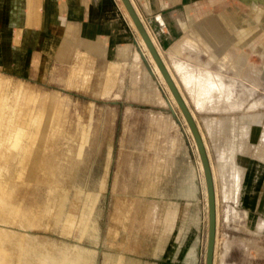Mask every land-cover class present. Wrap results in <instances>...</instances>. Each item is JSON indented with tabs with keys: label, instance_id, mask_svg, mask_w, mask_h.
Listing matches in <instances>:
<instances>
[{
	"label": "rangeland",
	"instance_id": "obj_1",
	"mask_svg": "<svg viewBox=\"0 0 264 264\" xmlns=\"http://www.w3.org/2000/svg\"><path fill=\"white\" fill-rule=\"evenodd\" d=\"M133 37L130 30L128 44L136 50ZM190 42L191 51L172 58L161 52L217 171L214 264H264V63L253 55L250 68L235 61L231 65L234 55L224 59L218 49ZM137 52L126 62L115 61V70L106 63L78 65L90 62L77 60L48 71L42 66L31 77L0 70V104L7 98L5 111H16L15 119H21L22 111L52 107L54 99L52 108L59 111L45 143L35 144L29 137L21 141L25 152L42 144L47 164L35 178H28L23 151L11 146L14 132L3 131L0 196L8 211L0 210L1 264H118V258L135 254L159 262L164 253L186 245L195 264L204 263L208 211L196 153L166 90ZM55 54L68 64L69 52ZM173 63L192 78L190 87L212 90L205 110H196ZM107 75L113 82H105ZM73 78L80 88L68 86ZM147 87L154 88L150 92ZM13 104L15 110L10 109ZM29 128L27 132L39 134L36 127L25 126ZM242 147L245 155L239 154ZM236 178L242 186L237 187Z\"/></svg>",
	"mask_w": 264,
	"mask_h": 264
},
{
	"label": "crops",
	"instance_id": "obj_2",
	"mask_svg": "<svg viewBox=\"0 0 264 264\" xmlns=\"http://www.w3.org/2000/svg\"><path fill=\"white\" fill-rule=\"evenodd\" d=\"M129 1L184 101L186 98L163 50L172 58L179 52L191 51L190 40H199L221 51L229 60L234 55L231 65L235 61L237 65L245 63L252 67L249 60L253 55L264 63V0ZM130 30L134 35L131 42L139 50L136 32L117 0H0V70L31 77L38 76L42 66L48 71L53 66H71L73 60L90 62L77 63L86 67H100L104 63L107 66L109 62L121 61L117 54L119 47H128V57L135 54L137 49L132 50L128 44ZM46 48L53 53H46ZM62 51L70 53L68 64L61 63L55 54ZM173 68L181 75L184 88L187 85L185 90L191 102L200 104L202 109L192 102L196 110H205L212 90L190 87L192 78L182 65L173 63ZM219 96L225 98L220 91ZM185 103L188 107L187 100ZM207 123L204 120L209 130ZM232 156L234 159V153ZM150 221L144 222L151 228ZM117 260L118 264L121 260L123 264H195L196 259L186 245L182 251L164 253L159 262L157 258L152 260L138 254Z\"/></svg>",
	"mask_w": 264,
	"mask_h": 264
},
{
	"label": "bare ground",
	"instance_id": "obj_3",
	"mask_svg": "<svg viewBox=\"0 0 264 264\" xmlns=\"http://www.w3.org/2000/svg\"><path fill=\"white\" fill-rule=\"evenodd\" d=\"M118 1V3H119V5H120V7H121V9H122V11H123V13L125 14V16H126V18H127V20H128V23H130V25L132 26V28L135 30V32H136V41H137V45L139 46V52H140V55H142V56H145L146 58H147V60H148V62H149V64L151 65V68H152V71H151V74H153V75H156L157 76V78L159 79V82L162 84V86H163V88L166 90V92H167V94H168V97H169V99H170V102H171V104H172V106L175 108V110L178 112V114H179V116L181 117V120L183 121V124H185V126H186V131H187V133H188V135L190 136V138H191V141H192V144H193V147H194V151H195V153H196V157H197V164H198V173H199V178H200V180L202 181V186H203V191H204V195H203V197L205 196V202H204V206H206V209H207V211H208V199H207V191H206V183H205V177H204V172H203V167H202V163H201V160H200V156H199V153H198V150H197V147H196V144H195V141H194V138H193V136H192V133H191V131H190V129H189V127H188V125H187V123H186V121H185V118L183 117V115H182V113H181V111H180V109H179V107H178V105H177V103H176V101H175V99H174V97H173V95H172V93H171V91H170V89H169V87H168V85L166 84V82H165V80H164V78H163V76H162V74H161V72H160V70L158 69V67H157V65H156V63L154 62V60H153V58L151 57V55H150V52H149V50H148V48L146 47V44L144 43V41H143V39H142V37L140 36V34L138 33V31H137V29H136V27H135V25H134V23H133V21H132V19L130 18V16H129V14H128V12L126 11V9H125V7H124V5L122 4V2H121V0H117ZM140 20V19H139ZM145 30V29H144ZM134 32V33H135ZM146 32V31H145ZM147 34V33H146ZM4 35V34H3ZM148 36V35H147ZM149 38V37H148ZM150 40V39H149ZM50 43V42H49ZM48 43V44H49ZM52 46H54V45H52ZM48 47V46H47ZM54 47H56V46H54ZM54 47H52L51 49H53ZM63 47V46H62ZM49 50V48L47 49H45V51H46V53H51L53 50H50V51H48ZM58 51V50H57ZM97 51V50H96ZM129 50H128V47L127 46H125V47H119L118 48V50H117V54L119 55V58H120V60H121V62H126V59H127V57H128V54H129ZM137 50L135 51V54H134V57L135 56H137ZM53 53V52H52ZM7 55V54H6ZM15 55V54H14ZM16 56V55H15ZM60 56H61V54H60ZM61 58V57H60ZM161 58V57H160ZM226 58H228V56H226ZM224 59H225V57H224ZM5 63V62H4ZM220 63V62H219ZM118 64L119 63H117V62H109L108 64H107V68H110V70L111 69H113V70H115L114 68L115 67H118ZM164 64V63H163ZM79 65V64H78ZM77 65V66H78ZM226 65V64H225ZM119 67H120V65H119ZM248 68H250L249 67V65L247 66ZM224 68V67H223ZM225 68H226V66H225ZM224 68V69H225ZM106 69V68H105ZM166 69V68H165ZM108 71L109 73H111V71ZM112 70V71H113ZM117 70V69H116ZM106 71V72H107ZM166 71H168V70H166ZM107 72V73H108ZM150 72V71H149ZM108 73V74H109ZM116 73H117V71H116ZM113 74H115V72L113 73ZM147 76H148V74H146ZM169 75V74H168ZM115 76V75H114ZM170 76V75H169ZM107 77H108V75H107ZM112 77V76H111ZM109 78V77H108ZM150 78V77H149ZM171 78V77H170ZM75 78H73V80H68V86L69 87H74V88H80V84L78 83L79 81H78V79H75ZM108 81H106L105 80V82H109L110 80V82H113L112 80L113 79H111V78H109V79H107ZM144 81H146L148 84H151L150 83V81L149 80H146V78H144L143 79ZM171 80H172V78H171ZM105 82L103 83L104 85H106V84H109V83H106L105 84ZM172 82H173V80H172ZM174 83V82H173ZM103 85V86H104ZM175 85V84H174ZM65 86H67V84L65 85ZM67 86V87H68ZM105 87V86H104ZM175 87H176V85H175ZM107 87H105V89H106ZM154 88V87H153ZM153 88H151V89H149V87H147L146 89H149V91L151 92L152 90H153ZM104 89V88H103ZM104 89V90H105ZM176 89H177V87H176ZM178 90V89H177ZM27 92V91H26ZM179 92V91H178ZM149 94H151L152 95V93H149ZM154 95V94H153ZM180 96H181V94H180ZM31 96H28V98L27 99H29ZM182 98V97H181ZM247 99V98H246ZM30 100H31V98H30ZM183 100V99H182ZM24 101H28V100H25L24 99ZM186 101V100H185ZM185 101L183 100V102H184V104L185 105H187L186 103H185ZM29 102H31V101H29ZM192 102H194L195 103V101H192ZM54 103H55V99H54V102H53V106L52 107H54ZM169 103V102H168ZM198 103V102H197ZM27 104V105H26ZM30 104V103H29ZM170 104V103H169ZM255 104V103H254ZM16 104H13L12 106H10V109H12V110H15L14 108L16 107L15 106ZM195 105H196V103H195ZM27 106H29L28 105V102H26L25 103V107H27ZM196 106H198V104L196 105ZM202 106V105H201ZM52 107H50V108H45V107H38V108H36L35 109V111H33V110H27V111H22V117H21V119H15L14 117L15 116H17L18 115V113H15V112H7V111H5L6 109H9L8 108V101H7V98H5V100L0 104V139L2 138V137H6L5 135H3V131L4 130H6V131H8V132H14V134H12V135H9V139H11V146L12 147H14V148H16L15 150H17V149H19L21 152L23 151V153L21 154V160L22 161H25V162H27L26 164H28L27 165V167H28V172H29V176H28V178L29 179H31V178H35V174H36V172H37V170L41 167L42 169L44 168V165H46L47 164V160H42V158H41V149H40V146L42 147V144L39 146V149L38 148H35L34 150L33 149H31V150H29V151H27V152H25L26 150H27V148H26V145L25 144H23L21 141H22V139H23V137H29L31 140H33V142H35V144L37 143V141H39L40 143H42V142H46V140H47V132H48V130H49V126L51 125V121H52V118H59V111H58V109H55V108H52ZM187 107V106H186ZM199 108L198 109H202V108H200V104H199V106H198ZM251 107H253L252 105H251ZM249 108H250V105H249ZM252 109V108H251ZM24 110V109H23ZM189 110V109H188ZM18 111V110H17ZM190 112V111H189ZM192 113V112H191ZM191 113H190V115H191ZM17 114V115H16ZM20 116V115H19ZM192 116V118L193 119H195L194 118V115H191ZM62 121V120H61ZM195 122V121H194ZM63 123V122H62ZM65 123H66V121H65ZM196 124V123H195ZM25 126H34V127H36L35 128V130L36 131H39V134H33V133H29V132H27V131H30L31 129L29 128V130H25ZM61 127H63V125L61 126ZM196 127H197V129H198V126H197V124H196ZM200 128V127H199ZM34 129V128H33ZM60 129V128H59ZM62 130H63V128H62ZM78 130V129H77ZM79 131H80V129H79ZM55 132V131H54ZM198 132H199V130H198ZM38 133V132H37ZM59 133H61V132H59ZM59 133H58V135H59ZM199 134H200V137H201V140H202V143H203V146H204V149H205V152H206V156H207V158H208V163H209V167H210V172H211V178H212V185H213V192H214V207H215V239H214V251H215V247H216V242H217V232H216V225H217V213H216V179H217V176H216V172L217 171H215V168H214V166H213V164H212V162H211V160H210V155H209V151H208V148H207V146H206V142H205V138L203 137V135L199 132ZM7 135V134H6ZM86 135V134H85ZM86 136H88V135H86ZM82 139H84L85 140V138H87V137H85V138H83V137H81ZM8 139V138H7ZM10 141V140H9ZM86 141H87V139H86ZM30 143L32 142V141H29ZM32 142V143H33ZM43 143V144H44ZM32 145V144H31ZM10 146V147H11ZM37 146V145H36ZM11 147V148H12ZM245 147V146H244ZM244 147H242L243 148V150L241 149V153H242V155H245L246 153H247V149L245 150V148ZM43 148V147H42ZM247 148V147H246ZM6 149V148H5ZM3 150V149H2ZM33 150V151H32ZM1 151V150H0ZM6 151V150H5ZM10 151H13L12 149L10 150ZM9 152V151H8ZM2 153V152H1ZM11 153V152H10ZM6 154V153H5ZM12 154H13V152H12ZM7 157V156H6ZM10 157V156H9ZM8 158V157H7ZM7 161V160H6ZM217 161L218 162H221L222 161V159H221V157L218 155L217 156ZM4 164V163H3ZM3 164H2V166H3ZM4 169V168H3ZM5 170V169H4ZM3 170V171H4ZM25 171V170H24ZM43 173H45L44 171H43ZM43 173H42V175H43ZM27 179V178H26ZM237 179V187H238V185L241 183V186H242V182H241V179H238V178H236ZM27 181H28V179H27ZM11 185V184H10ZM5 186H6V184H5ZM1 187H4V185L2 184V183H0V189H1ZM54 187V186H53ZM202 191V192H203ZM238 191V190H237ZM2 193V192H1ZM1 193H0V195H1ZM3 195V194H2ZM4 199V200H3ZM3 199L1 198V196H0V210L1 211H8V208L6 207L7 205H6V201H5V199L6 198H4V196H3ZM204 211H205V207H204ZM146 212V211H145ZM206 212V211H205ZM208 216V215H207ZM205 221H207V220H205ZM207 223H208V221H207ZM29 224V223H28ZM30 225V224H29ZM32 225V224H31ZM6 230V229H5ZM4 230V231H5ZM3 231V230H2ZM3 231V232H4ZM6 233H7V231H5ZM6 233H4L5 235H7ZM11 233V232H10ZM4 235V236H5ZM12 235V234H11ZM17 235V234H16ZM1 236V235H0ZM3 235H2V237H4ZM206 236V235H205ZM207 237V236H206ZM206 239V238H205ZM205 239H204V241H205ZM206 245H207V240H206V242L204 243V257L206 256ZM213 251V259H212V264H214V252ZM14 252V251H13ZM14 253H16V252H14ZM5 259V258H4ZM3 259V260H4ZM204 259V258H203ZM1 262V261H0ZM3 262V261H2ZM1 264V263H0ZM4 264V263H3ZM203 264H205V260H204V263Z\"/></svg>",
	"mask_w": 264,
	"mask_h": 264
},
{
	"label": "water",
	"instance_id": "obj_4",
	"mask_svg": "<svg viewBox=\"0 0 264 264\" xmlns=\"http://www.w3.org/2000/svg\"><path fill=\"white\" fill-rule=\"evenodd\" d=\"M121 2L124 5L126 11L128 12L130 18L132 19L138 33L140 34L144 43L146 44V47L148 48L151 57L156 63L158 69L160 70L194 138V141H195V144H196L199 156H200V160L202 163V167H203L205 183H206L207 199H208V231H207L205 264H212L213 251H214V239H215L214 192H213L212 178H211L208 158L206 156V152H205L200 134L198 132L194 119L190 115L188 107H186V105L184 104L178 90L176 89L174 83L172 82L170 76L168 75V72L166 71L162 61L160 60L154 46L149 40L144 30V27L142 26V23L140 22L138 16L136 15L130 1L121 0Z\"/></svg>",
	"mask_w": 264,
	"mask_h": 264
}]
</instances>
